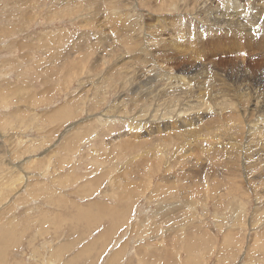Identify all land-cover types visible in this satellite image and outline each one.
Masks as SVG:
<instances>
[{"label":"rangeland","instance_id":"obj_1","mask_svg":"<svg viewBox=\"0 0 264 264\" xmlns=\"http://www.w3.org/2000/svg\"><path fill=\"white\" fill-rule=\"evenodd\" d=\"M180 1L0 0V264H264V1ZM159 68L203 87L184 139Z\"/></svg>","mask_w":264,"mask_h":264},{"label":"bare ground","instance_id":"obj_2","mask_svg":"<svg viewBox=\"0 0 264 264\" xmlns=\"http://www.w3.org/2000/svg\"><path fill=\"white\" fill-rule=\"evenodd\" d=\"M182 1V0H181ZM180 1V2H181ZM246 1V0H245ZM264 0H262V2H263ZM180 2H178V3H180ZM247 2H250V0L249 1H247ZM262 2H258V3H262ZM252 3V2H251ZM264 3V2H263ZM181 4V3H180ZM203 4V3H202ZM207 4V1H205V3L202 5V6H204V5H206ZM209 4V3H208ZM207 4V5H208ZM249 4V3H248ZM177 5V4H176ZM250 5V4H249ZM255 5H256V2H255V4H254V6H253V10H255L256 12H257V9H258V7H257V5H256V7H257V9H254L255 8ZM261 6H262V4H260ZM181 6V5H180ZM192 6V5H191ZM241 5H239V4H237V3H235V5L234 6H232V8H234L235 10H234V12H235V14H238V15H243V14H247V13H245L244 12V9L246 10V5H243V6H245V8L243 9V8H241L240 7ZM248 6V5H247ZM250 6H252V5H250ZM167 7V6H166ZM171 7V6H170ZM201 7V6H200ZM209 7V6H208ZM207 7V8H208ZM229 7H231V3H230V5H229ZM196 8V7H195ZM206 8V7H205ZM207 8H206V10H207ZM210 8V10H212V9H214L215 7H209ZM231 8V9H232ZM251 9L250 10H252V7H250ZM262 8V7H261ZM197 9H199V8H197ZM249 9V7H247V10ZM252 10V11H253ZM263 10V9H262ZM199 11V10H198ZM197 11V12H198ZM264 11V10H263ZM196 12V11H195ZM258 12H260V10L258 9ZM205 13V12H204ZM209 13V12H208ZM261 13V12H260ZM264 13V12H263ZM262 13V14H263ZM258 14V13H257ZM256 14V15H257ZM205 15H206V13H205ZM212 16H211V18H209V23H212V26L214 25L215 27H216V25H218L219 24V26H220V24H222V25H224V24H226L228 27H231V26H233V25H235V24H237V26H238V23L239 22H243V20L244 19H242L243 17L242 16H232V15H230L229 16V18H227V17H222V16H220L219 14H217L216 13V11H213L212 12V14H211ZM200 16V15H199ZM255 16V15H254ZM254 16H250V17H254ZM246 18V19H250V20H252V18ZM258 17H260V18H257L256 17V19H257V25L259 26V27H261V23H259V22H261V21H264V19H261V16H258ZM198 18V17H197ZM249 21V20H248ZM198 23H200L199 22V20L197 21ZM248 23V22H247ZM146 24V23H145ZM249 24V23H248ZM225 25V26H226ZM240 25V24H239ZM253 25L255 26V23H253ZM256 25V26H257ZM226 26V27H227ZM237 26H235V27H237ZM253 27V26H252ZM199 28H201L200 26L198 27V29ZM212 28V27H211ZM150 29V28H149ZM208 29H210V28H208ZM215 29V28H214ZM147 31V30H146ZM156 31V30H155ZM202 31V30H201ZM223 31H226V30H224L223 29ZM149 33H151V32H149ZM157 33V32H156ZM177 33V32H176ZM203 33V32H202ZM160 34V33H159ZM179 34V33H178ZM178 34H177V36H178ZM175 35V34H174ZM163 36V35H162ZM161 37V36H160ZM164 38V37H163ZM169 38V37H168ZM146 44H148V43H146ZM148 46H149V44H148ZM148 46L146 47V48H148ZM152 46V45H151ZM263 46V45H262ZM101 49V48H100ZM149 50V49H148ZM147 50V51H148ZM152 50V49H151ZM151 50H149V52L151 51ZM147 51H146V56L145 57H147V55H151V54H148L147 53ZM156 51V50H155ZM158 51V50H157ZM103 52V51H102ZM160 54V53H159ZM162 54V53H161ZM187 54V53H186ZM163 56V55H162ZM165 56V55H164ZM151 57V56H150ZM116 58V57H115ZM109 59V58H108ZM148 59V58H147ZM156 59V58H155ZM160 59V58H159ZM158 60V59H157ZM156 60V61H157ZM152 61H154L153 59H152ZM164 61H165V59H164ZM180 61V60H179ZM187 61V60H186ZM151 62V61H150ZM166 62V61H165ZM176 62V61H175ZM155 63V62H154ZM160 63V62H159ZM158 63V64H159ZM177 63V62H176ZM257 63V62H256ZM105 64V63H104ZM157 64V63H156ZM179 64H181V62L179 63ZM186 64V63H185ZM159 65H161V64H159ZM165 65V64H164ZM170 65V64H169ZM197 66V65H196ZM153 67V66H152ZM156 67V66H155ZM195 67V66H194ZM94 68V67H93ZM150 68V67H149ZM154 68V67H153ZM158 68V67H157ZM173 68V67H172ZM203 66H198L197 67V70L198 71H202L203 72ZM153 70V69H152ZM172 71V70H171ZM153 73H154V71H152ZM182 74V73H181ZM183 74H184V72H183ZM191 74V73H190ZM203 74H205V73H203ZM155 75V74H154ZM152 76V75H151ZM191 77V76H190ZM138 79V78H137ZM141 79V78H140ZM154 79H158V83H159V79H163L164 80V83H163V85H162V88H155V87H153V88H150V87H146L147 89H145V95H143V93H142V97L140 98V96H139V98L140 99H145V106H147V105H151V104H153L156 100L157 101H160V105H158L156 102V107H160V106H162L163 107V112H165V113H159V116L158 117H156V119L155 120H158V119H160L161 121H164V122H167V121H175L174 123L173 122H169V125H167L166 127H164V130L163 131H165V133H173L172 134V136L174 137V138H176V139H184L185 138V134L183 133V131L184 130H182L183 128H185V127H191V126H194L195 125V121H196V123H198L199 122V119L200 118H202V117H204V116H202V117H199V116H197L196 117V115H200V114H203V112L204 111H202L203 110V107L205 106V103L202 101V102H199V101H197L196 100V102L195 103H193L192 101H193V99L195 100V98L197 99L198 98V94H199V92H200V90H201V87H202V85H198V87H195V82L193 81V80H187L185 77H183L182 75H174V74H172V73H167V72H165L164 70H161L160 68H159V71L156 73V75L155 76H153L150 80H154ZM263 78H261V81H263L262 80ZM141 81V80H140ZM157 81V80H156ZM177 81H180L181 82V85L180 86H175L174 84L177 82ZM261 81H259V82H261ZM153 82V81H152ZM155 82V81H154ZM204 82V81H203ZM162 83V82H161ZM262 83V82H261ZM150 84H151V82H149L148 80H146V82H145V86H150ZM201 84V83H200ZM204 84H208V85H210L209 83H205L204 82ZM155 85H157V84H155ZM154 85V86H155ZM207 85V86H208ZM260 85V84H259ZM263 85V84H262ZM144 86V85H143ZM151 86H152V84H151ZM158 87H159V85H157ZM205 86V85H204ZM206 86V87H207ZM192 87H193V89H192ZM211 87V86H210ZM149 88V89H148ZM212 88V87H211ZM202 89H203V87H202ZM206 89V88H205ZM141 90V89H140ZM206 90H208V88L206 89ZM220 90V89H219ZM253 90V89H252ZM221 91V90H220ZM143 92V91H142ZM236 92H238V89H237V87H236ZM248 92V91H247ZM252 92V91H251ZM136 93V92H135ZM212 94H213V92H211ZM217 93V92H216ZM243 93V94H242ZM241 93V95H246L245 94V91H243ZM254 93V92H253ZM130 94H131V92H130ZM137 94V93H136ZM136 94H134V95H136ZM221 93H219V95H220ZM226 94V93H225ZM238 94H240V92H238ZM251 94V93H250ZM254 94H257V93H254ZM138 95V94H137ZM221 95H223V94H221ZM258 95V94H257ZM130 96H132V95H130ZM184 96L185 97H187L186 98V100H185V102L186 103H184L183 102V98H184ZM225 96L226 95H224V98H225ZM192 97H194L193 99H192V101H189V98H190V100H191V98ZM257 97V96H256ZM129 99H130V97H129ZM164 100L163 102H162V104H161V100ZM237 99H240V97H239V95L237 96V97H235V98H232V100H237ZM129 101H131V102H133V103H135L136 102V99L135 98H132V99H130ZM174 103H177L176 105H174ZM145 106H143V108H145ZM148 107V106H147ZM141 113L142 114H144L145 115V110L144 109H141ZM196 114L195 116H194V122L192 123V122H189V123H183V124H181V123H176V122H178L179 120L180 121H183V122H186V121H184V120H186L190 115L189 114ZM141 114V117L143 116ZM175 114V115H174ZM236 114V113H235ZM248 114V113H247ZM245 115L246 117L248 116V115ZM208 115V114H207ZM210 115H212V113L210 114ZM188 116V117H187ZM244 116V117H245ZM251 116V115H250ZM261 116V115H260ZM144 117V116H143ZM106 118V117H105ZM255 119H256V117H254ZM112 119V118H111ZM131 119V118H130ZM209 119H211L212 120V118H209ZM261 119H262V116H261ZM117 120V119H116ZM131 120H133V121H137V120H135V119H131ZM210 120V121H211ZM109 121V120H108ZM141 121V120H140ZM145 121H146V119H145ZM255 121V120H254ZM262 121L264 122V120L262 119ZM111 122V121H110ZM152 122V121H151ZM215 123L217 122L216 120L214 121ZM214 122H212V123H214ZM100 123V122H99ZM108 123V122H107ZM172 123V124H171ZM200 123V122H199ZM245 123V122H244ZM252 123V122H251ZM110 124V123H109ZM201 124H203V123H201ZM225 124V123H224ZM249 124V123H248ZM135 126V127H138L139 126V124H131L130 126ZM207 125V123H204L203 124V126H204V129L203 128H200V127H197V128H195V129H191L190 128V130H194L192 133H191V136H190V138H192L193 139V141L196 143V144H198V142L197 141H195L194 139L196 138V137H199V136H201L202 134H206V138H207V140L208 141H213V142H211V145L212 146H215V144H216V142H217V139H218V133H220V132H222V128H225L226 127V125H228V124H226V125H224L225 127H219V126H217V124H216V126L217 127H219L218 129H216V130H208V127L206 126ZM223 125V124H222ZM196 127V126H195ZM250 130H251V132L249 133L250 135H249V139H250V136H251V134H253L255 131L256 132H258V131H260V129L261 130H263L264 131V127H260V126H258V124H256V122H253V124H251V125H248L247 126ZM260 127V128H259ZM130 131L129 132H127V134H129L130 136H132V138L134 139V136H133V134L134 133H136V132H134V130H133V127H130V129H129ZM132 131L134 132V133H132ZM255 132V134H257ZM211 133H214V135L213 136H211L210 134ZM259 133V132H258ZM155 135L156 136H158V137H161V136H163V133H162V129H157L156 131H155ZM254 135V134H253ZM140 138V137H139ZM138 138V139H139ZM135 139H137L136 137H135ZM109 141V140H108ZM110 145H109V147H113V148H118L119 146H121V145H119V142L117 143V142H115L114 141V139H112V140H110ZM124 143H125V145L124 146H121L123 149H124V152L125 151H127V150H131L132 149V147H131V144H130V142L128 141V140H125V141H123ZM132 142H133V140H132ZM121 143V142H120ZM73 144V143H72ZM134 144H137V143H134ZM181 146V145H180ZM240 146V145H239ZM234 147H236V145H234ZM112 148V149H113ZM121 148V149H122ZM225 148V147H224ZM232 148V147H231ZM241 148H243V147H241ZM227 149H228V147H227ZM239 149V148H238ZM244 149V148H243ZM242 149V150H243ZM241 150V151H242ZM123 151V150H122ZM222 151H220V153H221ZM243 152V151H242ZM264 153V152H263ZM262 153V154H263ZM244 154V153H243ZM249 155H251V154H249ZM248 155V156H249ZM253 155V154H252ZM264 155V154H263ZM254 156V155H253ZM260 156V155H259ZM252 157V156H251ZM247 159V158H246ZM208 175V174H207ZM206 175V176H207ZM209 176V175H208ZM202 177H204V176H202ZM165 181V180H164ZM167 181V180H166ZM204 181H205V179H204ZM206 182V181H205ZM193 185V186H192ZM186 186V185H185ZM194 187V184H191V186H189V188H188V186H187V189L189 190V189H192ZM184 188V187H183ZM187 189H184V191H182V190H180V191H182L181 193L183 194V195H186L187 193ZM177 190H179V189H176V190H174V191H177ZM201 234V233H200ZM199 236L200 235H198L197 237H198V239H200L199 238ZM191 237H193L192 236V234H191ZM195 238V237H194ZM193 239V238H192ZM196 239V238H195ZM194 239V240H195ZM196 241V240H195ZM198 244V243H197ZM190 246V245H189Z\"/></svg>","mask_w":264,"mask_h":264}]
</instances>
